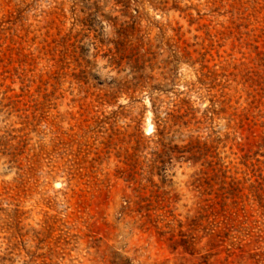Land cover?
<instances>
[{
  "label": "rangeland",
  "instance_id": "1",
  "mask_svg": "<svg viewBox=\"0 0 264 264\" xmlns=\"http://www.w3.org/2000/svg\"><path fill=\"white\" fill-rule=\"evenodd\" d=\"M0 264H264V0H0Z\"/></svg>",
  "mask_w": 264,
  "mask_h": 264
}]
</instances>
